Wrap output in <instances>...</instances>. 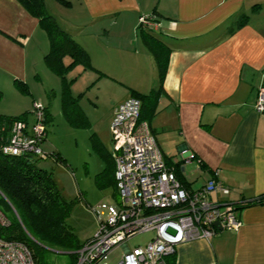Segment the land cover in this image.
Instances as JSON below:
<instances>
[{"label":"crops","instance_id":"obj_1","mask_svg":"<svg viewBox=\"0 0 264 264\" xmlns=\"http://www.w3.org/2000/svg\"><path fill=\"white\" fill-rule=\"evenodd\" d=\"M85 3L88 9L109 10L120 17L129 12L117 38L109 40H114L113 48L124 62L130 58L129 70L133 66V73L147 76L125 81L127 90L121 88L113 99L111 119L116 105L133 89L161 87L157 60L138 29L141 15L156 7L163 16L152 25L165 35L169 59L150 126L166 160L193 188L219 169L231 188L222 198L234 204L264 192V112L256 108L258 90L264 86V0ZM39 25V18L20 0H0V72L5 80L27 77V45L33 39L28 37ZM82 45L91 63L121 75V56L109 43L98 44V55ZM236 210L242 221L237 229L218 225L209 239L182 242L167 256L168 263L264 264V203Z\"/></svg>","mask_w":264,"mask_h":264},{"label":"rangeland","instance_id":"obj_2","mask_svg":"<svg viewBox=\"0 0 264 264\" xmlns=\"http://www.w3.org/2000/svg\"><path fill=\"white\" fill-rule=\"evenodd\" d=\"M45 4L59 26L67 30L73 38L81 43L84 42V45L88 44L91 54L96 52L98 55L97 48L109 43L110 49L116 51L123 62L121 75L109 73L93 63L87 65L85 61L76 62L66 68L65 74L71 79L72 92L79 97L78 101L89 119V123L83 125L72 124L65 115L62 102V75L46 62L45 54L49 51L50 39L41 25L36 26L37 28L28 37L33 38L27 45L28 75L18 76L26 82L27 89H24L18 81L15 82V77L5 80L0 72V80H2L0 113L25 114L26 112L25 115L31 126L35 119L36 105L48 106L50 116L47 135L41 146L49 155L41 158L39 164L52 169L65 194L74 198L66 221L76 231L79 239L85 241L87 237L96 233L101 220L115 218L120 201L117 183L102 176L107 158L97 148L98 140L95 135L102 139L104 152L106 151L107 154L114 152L110 128L113 99L123 90H127L124 88L125 81L135 78L140 81L145 74L133 73V66L129 70L127 65H130V58L125 60V64L120 51L113 48L114 40H109V38H117L116 36L123 29L122 18L124 15L130 17L129 12L120 17L116 12L109 10L88 9L85 0H45ZM64 60L68 64L71 60L70 55L67 54ZM158 82L159 84L161 82L160 74ZM8 214L12 216L10 211ZM153 234L152 230L138 232L129 238L128 243L130 246L145 244ZM38 243L40 245L36 247V258L40 264L72 262L73 250L56 245L50 246L41 241ZM123 252L122 244L116 246L101 259L100 264L117 263Z\"/></svg>","mask_w":264,"mask_h":264},{"label":"built area","instance_id":"obj_3","mask_svg":"<svg viewBox=\"0 0 264 264\" xmlns=\"http://www.w3.org/2000/svg\"><path fill=\"white\" fill-rule=\"evenodd\" d=\"M142 21H147L143 16ZM142 101L131 95L120 101L111 121L115 179L119 210L112 220H101L92 237L77 250L74 264H100L101 259L122 244L124 252L115 264H169L167 256L185 241L209 239L220 225L237 229L241 218L234 202L222 195L231 191L219 169L200 187H189L167 162L147 119L141 118ZM257 110L264 112V86L258 90ZM36 121L12 124L9 140L2 145L15 154L31 150L46 155L41 142L46 136L43 105H36ZM9 218L0 207V227ZM154 231L145 244L130 246L134 234ZM0 264H37L28 245L0 234Z\"/></svg>","mask_w":264,"mask_h":264},{"label":"trees","instance_id":"obj_4","mask_svg":"<svg viewBox=\"0 0 264 264\" xmlns=\"http://www.w3.org/2000/svg\"><path fill=\"white\" fill-rule=\"evenodd\" d=\"M20 1L33 15L39 18L41 26L49 36L50 48L45 54V59L53 70L62 75V102L67 119L72 124H88L87 114L78 101L79 97L73 94L71 79L67 78L65 70L68 66L79 61H85L87 65H91L89 52L80 41L73 38L67 30L59 26L55 17L48 11L45 0ZM142 16L147 21L144 22L139 19L138 29L155 55L161 79L160 88H162V81L168 66L169 47L164 41L165 35L154 28L152 23L163 14L158 8L154 7L153 10L142 14ZM243 21L244 16L239 21V25ZM67 54L71 57L68 64L64 60ZM17 81L24 89H27L25 81L15 77V82ZM160 88L153 87L147 92L132 90V95L138 96L142 101L141 118L147 119L149 123L151 117L157 111ZM1 96L2 90L0 89ZM25 114L0 113V207L9 218V223L0 227V234L7 238L25 242L37 264H40L36 258V247H39V241L50 246L56 245L73 250V260L70 264H74L78 248L92 236H89L85 241H81L76 231L66 221V217L73 206L74 198L65 194L52 169L39 164V160L48 157L49 153L45 152L46 155H42L27 150L15 154L2 148V145L9 140L12 133V124L16 119H22L28 123ZM43 115L47 135V123L50 116L47 105H43ZM35 121L36 114L32 125ZM95 137L98 140L97 148L107 158L102 176L116 182L114 155L113 153L107 154L106 151L104 152L102 139L97 137V134ZM185 185L187 184L185 183ZM254 203H264V192L253 199H243L235 203L234 206L239 209ZM8 211L12 216L8 214Z\"/></svg>","mask_w":264,"mask_h":264}]
</instances>
